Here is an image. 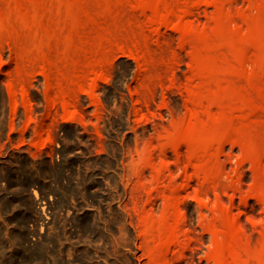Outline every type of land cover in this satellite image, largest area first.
Segmentation results:
<instances>
[{
    "label": "rangeland",
    "instance_id": "rangeland-1",
    "mask_svg": "<svg viewBox=\"0 0 264 264\" xmlns=\"http://www.w3.org/2000/svg\"><path fill=\"white\" fill-rule=\"evenodd\" d=\"M17 1H4V4L12 2V5L10 4L12 7L9 4H7L9 6L2 4V0L0 2V7L2 6L0 11L2 9V14L6 18L0 13L2 15L0 17V26L2 27V30L0 27V36L3 33L8 36L7 38L4 34L0 38V45L2 43L0 46V264H264V189H262L264 188V165L262 164L264 163V145H262L264 144V139L260 136L264 132V126L261 127L262 130L259 128L256 130L255 127L250 128L253 123L250 120L256 119V122H258L259 117V123H263L264 121V106H262L264 105V97L263 99L261 97L264 94V57H262L264 55L261 54L260 57L258 51L263 45L261 40L264 39V26L262 25L263 20H261V18L264 19V7H262L264 6L262 4L264 1L254 4L253 0H231L232 3L228 2L230 0H224L226 2L223 4L225 8L226 6L227 8H231L233 5L234 9L241 6V10L244 9L246 12L252 11L251 13H246L244 10L242 12L240 9H237L239 13L241 11L240 15H244L245 13L246 15L244 16H249L251 14L249 17H252L254 21L256 17H261L256 22L251 19L253 22H251V28L253 30L249 26H246L244 30L238 31L237 29H232V27L227 28L226 23V27L219 23L221 20L218 18L224 19V16L221 17L217 13L219 17L213 18L215 14L214 9L218 4L217 2L213 3L212 0H204L208 1L206 4L203 0V2L199 0L202 4L198 0L194 2L197 5L199 3V6H194L191 0H187L186 4V0H181L183 4L178 0L175 3V0H157L158 3L156 0H149L148 2H151V4L148 3L149 6L153 9L155 8L156 11H153L148 6L147 0H136L135 4L131 3L132 0L131 2L125 0L128 6L122 0L121 2L120 0H116L115 2L114 0H109V3L105 4V6L107 7L112 4L110 8L112 11L115 9L114 11L116 12L113 11V13L117 21L121 20L122 17H127V15L130 18L127 25L132 30V36H135L134 33H137V37L135 36L133 39L131 37V40L137 44H133L134 42L130 41L129 38L128 40L115 39L118 42L112 40L111 47L109 46L108 50H106L111 57L108 56V65L106 63L103 68L102 66L100 67V74L98 71L100 70L99 67H97L99 69L96 68L97 70L94 68H89V70L87 68V70H82L83 74L87 73L85 74L86 76L81 71L78 72V70L77 73L80 74L76 73L75 78L73 76H63L64 79L59 74L61 72L62 74L64 73L63 68L65 67L57 52L60 47L59 45L57 47L58 43L54 42L55 39L51 34L50 28H48L47 21L42 19V17L40 21H37L33 17L27 0L26 2L25 0H20L25 2L24 4ZM139 1L144 6H141ZM14 2H16L15 4H19V6H16L22 11H19L18 7L17 9L15 8ZM117 2L121 3V5L118 4V7L121 6L122 8L119 7L121 10L117 7ZM189 3L194 6V8L191 6L194 11L191 9L193 14L191 13L192 15L190 14L189 16L192 17L188 16V19L192 22L190 24L191 27H186V25L184 26V18L174 16L175 18L178 17L176 21L174 17L170 16L172 14H169L168 11L174 8V13L178 14L180 9L185 8L186 5L190 7ZM212 3L214 6H212ZM227 3L230 5L228 4V6ZM27 4L28 6L23 8ZM145 4H147L149 10ZM253 4L255 6L257 4L256 7L262 11L256 9ZM20 5L23 7L21 6V8ZM131 5H135V7H131ZM163 5L167 14L163 10ZM44 7V11H46L47 7ZM129 7L130 9H128ZM136 7L138 8L135 9ZM142 7L145 9L143 10ZM4 8H7L9 11L11 10L10 13L13 15L8 16L9 11L7 12V9L5 10ZM124 8L125 10H123ZM126 9L127 11H132V9L134 11H128L129 14L131 13L129 15ZM160 9L164 13L160 12ZM119 10L123 14L125 12L127 14L119 16L121 18L116 17L119 14L123 15ZM139 10L141 11L140 13ZM215 10L217 11V8ZM231 10L233 11L232 8ZM3 11H6L8 15L6 12L3 13ZM20 12H25L27 16H30L27 17L28 24L24 16L26 14L22 13V16ZM259 12H262L261 14L263 15L258 14ZM155 13H160V15L165 14L169 18L165 20L162 16L164 18L162 19L160 15L157 16ZM151 14L154 15V19H152ZM254 14H257L256 17ZM19 16L23 17V20ZM31 16L35 22L33 20L31 22ZM210 18H213V21H211L212 25ZM144 20H147V23H144ZM215 20L217 24H214ZM7 21L9 23L7 25L8 28L12 25L13 28L19 27L20 31L10 28L12 32L10 30L9 32L14 34V37L16 36L15 31L18 34L17 36H22L20 39L18 37L20 46L23 45L22 40L25 44L26 42L29 43L32 50L35 51H37V47L40 48L39 44L41 45L40 50L43 53L38 55L36 52L38 56H35L36 53L31 51L32 55H30L34 59L29 55V59L27 58L26 62L24 61L25 63L22 68L26 67L27 69L20 68L23 73L20 72L19 63H16L18 61L16 55H18L24 45L20 47L17 44L19 43L17 36L13 38L11 37L12 34L7 32L8 28L4 26ZM156 21H161V23H155ZM168 21H173V24H169ZM239 21L237 20L234 23L236 25L241 24V20ZM205 22L210 25L212 31L208 29L209 31H206L204 34L199 33L198 37L196 26H205L207 25L204 24ZM45 23L46 25H44ZM195 23L198 24L196 25ZM25 24L30 25V27L25 26ZM146 24L151 25V30L149 29L150 25L148 27ZM157 24L159 25L158 27H156ZM20 25L24 29L28 27V30L26 29L25 31L23 29L22 31L23 34L25 33L24 36L27 41L21 35L22 28ZM129 25L133 27L131 28ZM31 26L36 27L34 32L37 31V34L33 32L34 36L32 35L33 29ZM143 26H145V29ZM193 26L196 27L195 31L192 28ZM37 27H40L41 31L40 29L38 31ZM42 27L45 29L43 30ZM133 28L136 32H133L135 31ZM146 29H148L147 32ZM246 29L247 31L249 30L248 33ZM220 30H223L222 33H225L224 36ZM42 33L44 34L41 35ZM246 34H248V37L250 36V40ZM139 35H142V38L144 36V39L139 37ZM226 35L227 37H231L228 38L229 41L225 38ZM241 35H244L246 43L249 41L248 45L251 49L246 44L242 46ZM254 35L257 38L259 37L258 40ZM45 36L46 41L49 40L48 42L43 41L45 40ZM3 37H6V39ZM50 37L51 40L49 39ZM10 38H13L15 41ZM136 38H138V41ZM213 39H216V42ZM221 39L226 46L229 43L233 46H227L229 48L227 49L223 43V45L221 44L222 47L220 45ZM224 39L229 43L225 42ZM6 40H9L8 43H4L7 42ZM12 40L16 43L15 46ZM191 40L195 45L199 43L200 45L198 44L199 46L197 47L203 52L205 50L204 53L207 50L210 52L211 49L214 52L206 53L203 56L204 53ZM11 41L12 46H9L11 45L9 44ZM125 41H128V43H125ZM253 41H255L254 44ZM44 42L49 43V48H47V44H43ZM215 43L221 51L215 48ZM35 44L36 46L38 44V46L34 49L32 46L35 47ZM114 44L117 45H115L116 47L120 45L122 50H117ZM235 44L242 46L240 47L242 48V54L238 52L241 49ZM13 46L16 48L14 49ZM54 46L57 50L56 48L54 49ZM235 46L238 48V51L235 50ZM11 47L16 51H12ZM243 47H247L248 50L246 51ZM147 48H149V51ZM225 48L228 50L229 56L225 53L227 51ZM141 49L145 51V55ZM120 50L122 53H120ZM125 50L129 51L125 52ZM136 50H138V53ZM53 51H56L57 56ZM135 52L137 56L134 55ZM152 52L154 53L152 54ZM233 52L235 55L232 54ZM158 53L160 54L158 55ZM197 53H199L201 58ZM213 53L216 60L220 63L216 62ZM217 53H222L223 56L219 54L218 57ZM47 54L49 55L48 57ZM139 54L141 56L144 55L143 58ZM161 54L162 56L159 57ZM256 55L258 56L256 57ZM231 56L234 58H231ZM239 56L240 60L241 57L243 58L238 62ZM14 57L16 62L13 60ZM38 57H44L43 60L49 58L46 59V63L52 60L50 62L52 66L47 65L45 61L39 58L41 62L43 61L42 64H45L44 66L40 65L41 68H39L37 63L41 64V62H38ZM204 57L207 61H204ZM208 58H211V63ZM261 58H263L262 63ZM55 59L57 61L56 64ZM153 59L155 60L152 61ZM250 59L251 63L249 62ZM223 60L225 63H223ZM27 62H31L30 65ZM239 63L242 65L241 68L243 67L244 69L239 68ZM54 64L55 66L60 64L59 68L55 67L56 72L54 71ZM150 66H153L152 71ZM43 67L45 70H43ZM14 68L18 76L14 75ZM33 68L34 70L32 71L31 69ZM56 68L59 69V72ZM16 69L20 71L18 72ZM103 69L106 72L105 74L102 71ZM221 69H223V72ZM26 70L33 73H29ZM218 70L221 71L219 72ZM257 70L259 75H263H260L263 81L260 80L261 78ZM89 71L91 74L94 71L98 72V77L94 73L96 75L95 78L97 77L98 80H101L97 81V78L95 79ZM50 72L53 74L50 75ZM101 74H103V77ZM223 74L228 75L224 76ZM147 75L148 77H146ZM19 76L22 77L24 84L21 83V78H17ZM26 77L27 79H25ZM76 77L83 79L82 81L81 79L77 80ZM253 77L260 82L263 88L259 86L258 89V82ZM15 78L16 80H13ZM239 79L245 82L242 80L240 82ZM63 80L68 83V87L72 84L73 86L68 88ZM224 80L227 83V88ZM56 81L57 83L60 82V85ZM78 81L80 82L78 83ZM94 81L97 84H93ZM208 81L209 83L211 82L210 85ZM255 81L257 82L256 84H254ZM70 82L73 83L71 84ZM81 83L86 88L89 85L87 91L85 87L84 89L81 86ZM199 84H204V86L198 88ZM217 84L218 88L216 87ZM91 85L94 88L92 87L91 89ZM228 85L230 90L228 89ZM238 85L240 88L242 86L243 89H238ZM246 87L251 93L247 91ZM54 88H58L56 89L57 95L59 94L57 98L54 97L56 95H52L54 94L53 91H55ZM196 88L200 89V91ZM201 88L205 90L202 89L201 91ZM59 89L64 92H61ZM72 89L75 95H73ZM68 91L72 95L68 94ZM242 91L245 94L243 93L242 95ZM237 92L241 93L240 96ZM259 92L260 97L256 98V100L255 96L259 95ZM208 93L211 95L210 98L208 97ZM213 94H216L218 99L221 97V102H223L221 99L225 100L224 102L228 106L225 103H220L219 100L215 99L216 97ZM72 96L75 97L72 98ZM245 97H249V104ZM199 103L207 107L204 109V105L201 104L203 107L201 108L199 107L201 106ZM255 103L259 108L261 105L262 109H260L263 111L262 113L260 112L261 110L258 111L257 106L254 108ZM211 105H214V107H211ZM221 108L228 109L221 110ZM240 109L241 111L243 110V113ZM196 110L200 111L201 115ZM229 112L230 114L232 112V116L228 120L227 116H229ZM248 113H251V115ZM254 114H257L258 117L257 115L254 116ZM198 115L203 116L200 117ZM195 117H197L196 120L199 127L195 123ZM223 120L226 122L225 124H222ZM231 120L232 123L230 122ZM244 122L248 125L245 124V126ZM185 123L190 125V129L189 126L187 128L189 131H187V124ZM216 123H218V128ZM240 123L241 125H239ZM179 124L182 125L179 127ZM193 126L198 128V130L193 129ZM213 126L216 127V130L218 129V132ZM221 127L225 128L224 130L227 132H224ZM230 127L231 129L229 130ZM247 127L250 130H247ZM206 128H209L211 132H209V129L207 131ZM236 129L239 130L236 131ZM252 129L255 130H253L254 134L257 132L256 137H252ZM240 130H242V133ZM231 131L233 132L231 133ZM249 131L251 132L249 133ZM202 132L205 135L202 136ZM221 133H224L226 136ZM262 134L264 137V133ZM220 135L223 137V141L220 140ZM239 136L241 140L243 138L242 142ZM212 137H214V141ZM258 138L262 139L263 142L259 141ZM218 140L223 143L221 144ZM207 142L210 143L208 144ZM259 142L262 143V146ZM204 143L210 146H208L209 150H207ZM202 145L205 146L207 151ZM250 145L252 146L251 148L248 147ZM200 146L204 149V152H202ZM216 147L219 151H217ZM254 147L259 150V153L257 149L254 152ZM250 149L253 150V156ZM248 151L250 152L249 154ZM256 152L260 156L259 158L256 156ZM214 156L215 158H213ZM261 159H263L262 162ZM257 160L260 161L256 162ZM208 163H211V165H207ZM223 182L226 186L228 184L231 187L227 186L226 188ZM223 185L227 190L224 189L226 192L224 190H222L223 192L220 191L223 189ZM232 186L234 187L233 189ZM223 206L226 207L223 209Z\"/></svg>",
    "mask_w": 264,
    "mask_h": 264
},
{
    "label": "bare ground",
    "instance_id": "bare-ground-1",
    "mask_svg": "<svg viewBox=\"0 0 264 264\" xmlns=\"http://www.w3.org/2000/svg\"><path fill=\"white\" fill-rule=\"evenodd\" d=\"M4 1L5 0H2V4H4ZM8 1H10V0H8ZM11 1H13V0H11ZM15 1V0H14ZM24 1V0H23ZM23 1H20V0H18L17 2L19 3V2H23ZM28 1V4H29V7H30V9H31V11H32V15H33V17H35L36 19H37V21H40V19H41V17H42V19H45V21H47L46 23L48 24V28H50V31H51V34H52V36H53V38L55 39V43H58L57 44V47H58V45H59V47H60V49H58L57 50V48L54 46V49L56 48V50H57V52H58V55H60V57H61V60L63 61L62 63L65 65V67L63 68L64 70V73L63 74H65V75H63L62 74V72L61 73H59L61 76H62V78H63V76H76L78 73H77V71L78 72H80L81 71V73H82V70H87V68L89 69H96L97 67H101L102 66V68H103V66L104 65H106V63L108 62V51H106V50H108V47L110 46V44H111V42H112V40H115V39H117L118 40V38H121V39H123V40H128V38H129V40L130 41H133V40H131V37H132V39H133V37H135L136 36V34L137 33H134L135 34V36L133 35L132 36V30L128 27V22L130 21V18H128V15H127V17L125 16V18H121V17H119V16H124L125 14H127L126 12H125V14H123L122 13V11H120L122 8H121V6H119L118 7V4L119 5H121V0H120V2H117L116 4H117V7L120 9L119 11L121 12V14H123V15H117L116 17H119V18H121V20H116L115 18H114V13H113V11L115 10L114 9V7H112L114 10L112 11V9L110 8V6L112 5V4H110V6H105V4H107V3H109L108 1L109 0H27ZM116 0H114V2H115ZM119 1V0H118ZM127 1V0H126ZM130 2H131V0H129ZM135 1L136 0H132V2L131 3H134L135 4ZM143 1V0H142ZM149 0H147V4L149 3L148 2ZM151 1V0H150ZM166 1V0H165ZM177 0H175L174 1V3L176 2ZM178 1H181V0H178ZM183 1V0H182ZM181 1V4H183V2ZM185 1V0H184ZM190 1V0H189ZM197 0H194L193 2H192V0H191V3H193L194 4V6L195 5H197L196 3H194V2H196ZM199 1V0H198ZM202 1V0H201ZM204 1V0H203ZM202 1V2H203ZM210 1V0H209ZM213 1V3L215 2H217V11L214 9V11H215V14H214V16H213V18H218L219 16L218 15H220L221 17H223L224 16V19L223 18H218V19H220L221 20V22H219V23H221V24H223L224 26H225V23L227 24V28L228 27H232V29H237L238 31H241L242 29L244 30L245 28H246V26H249L250 28L252 27V21H251V19L254 21V19L252 18V17H249V16H244V15H246L245 13H244V15H240V13H241V11L243 12V10H241L240 9V7L241 6H239L238 7V5H236L238 8L237 9H240L241 11H240V13H239V11L237 10V9H234L235 7L232 5L231 6V8L233 9V11L231 10V8L230 7H228L227 8V6H226V8L224 7V3H226V2H224V0H212ZM226 1V0H225ZM233 1H237V0H233ZM243 1V0H242ZM245 1V0H244ZM247 1V0H246ZM259 1H264V0H253L252 2L255 4L256 2L258 3ZM0 2H1V0H0ZM25 2H26V0H25ZM25 2H23L22 4H24ZM103 3V5H101L102 3ZM113 2V3H114ZM122 2H125V0L123 1L122 0ZM156 2H157V0H156ZM163 2V1H162ZM173 2V1H172ZM186 2H187V0L185 1V4H186ZM200 2V1H199ZM208 1H204V3L206 4ZM228 2H230V3H232L231 2V0L230 1H228ZM251 2V3H252ZM7 3V2H6ZM16 2H14V5L16 6V5H18L19 6V4H15ZM126 3V2H125ZM138 3V2H137ZM139 3H140V5L142 6H144V4H142V2L141 1H139ZM158 3V2H157ZM169 3V2H168ZM171 3V2H170ZM180 3V2H179ZM198 3V2H197ZM201 3V2H200ZM212 3V4H213ZM233 3H235V2H233ZM249 3H250V1H249ZM1 4V3H0ZM7 4H11L12 5V2H10V3H7ZM7 4H4L5 6L7 5ZM21 4V3H20ZM28 4L25 6V7H23L22 5H20V7L22 6L23 8H26L27 6H28ZM115 4V5H116ZM128 3H126V5H127ZM147 4H145V6H146V8H147ZM149 4H151V2L149 3ZM149 4H148V6H149ZM155 4V3H154ZM163 4V3H162ZM173 4V3H172ZM177 4H178V2H177ZM184 4V5H185ZM202 4V3H201ZM211 4V5H212ZM229 3H227V5H228ZM253 4V6H255ZM262 4H264V3H262ZM3 5V6H4ZM9 5H7V6H9ZM10 5V6H11ZM13 5V7H15ZM101 5V6H100ZM109 5V4H108ZM125 5V6H126ZM137 5V4H136ZM140 5H139V7H140ZM159 5V4H158ZM165 5V4H164ZM163 5V10L165 9V6ZM189 5H190V3H189ZM226 5V4H225ZM230 5V4H229ZM228 5V6H229ZM259 5V4H258ZM18 6H16L15 8L17 9V7ZM44 6H46L47 7V9H46V11H44L45 9V7ZM128 6V5H127ZM134 7H135V5H133ZM132 5H131V7H133ZM138 6V5H137ZM160 6V5H159ZM162 6V5H161ZM170 6V5H169ZM181 6V5H180ZM191 6L194 8V6L191 4L190 5V7H188L187 5H186V7L184 8L183 6V8L182 9H180V12L179 11H177V12H179L178 14H175L174 13V11L175 10H173L174 8L173 7H175L174 5H173V9H169V11H168V13L169 14H172V15H170L171 17H176V16H180V18L182 17V18H184V22H185V24H184V26L186 25V27L188 26H190V24L192 23L191 22V20L190 19H188V16L194 11L192 8H191ZM197 6H199V3H198V5ZM212 6H214V4L212 5ZM256 6H257V4H256ZM255 6V7H256ZM260 6V5H259ZM2 7V6H1ZM0 7V8H1ZM12 7V6H11ZM21 7V8H22ZM116 7V6H115ZM122 7H123V5H122ZM150 7V6H149ZM155 7H157L158 8V6L157 5H155ZM179 7V6H178ZM252 7V6H251ZM261 7V6H260ZM262 7H264V6H262ZM8 8V7H7ZM6 8V9H7ZM138 7H136L135 9H137ZM143 8V7H142ZM150 8H152V7H150ZM161 8V7H160ZM166 8H167V6H166ZM247 8V7H246ZM5 9V8H4ZM5 9V10H6ZM18 9H19V11L21 10L19 7H18ZM128 9H130V7L128 8ZM134 9V8H133ZM132 9V11H134ZM140 9H141V7H140ZM145 8H143V10H144ZM148 9V8H147ZM153 9V8H152ZM162 9V8H161ZM160 9V10H161ZM168 9V8H167ZM176 9H177V7H176ZM191 9L193 10V11H191ZM252 9V8H251ZM256 9H260V8H257L256 7ZM12 10H13V8H12ZM24 11H25V9H23ZM29 10V9H28ZM27 10V11H28ZM117 10V9H116ZM123 10H125V8L123 9ZM149 10V9H148ZM155 10V8L153 9V11ZM177 10H179V9H177ZM250 10V9H249ZM253 10V9H252ZM261 10V9H260ZM9 10L7 9V12H8ZM14 11V10H13ZM22 11V10H21ZM26 11V12H27ZM126 11H127V9H126ZM129 12H132L131 10H128ZM127 11V12H128ZM136 11V10H135ZM156 11V10H155ZM166 10H164V12H165ZM170 11H171V13H170ZM245 11V10H244ZM258 11V10H257ZM262 11V10H261ZM6 11H3V13H5ZM6 12V13H7ZM11 12V10L9 11V15H8V13H7V15L8 16H11V15H13L12 13H10ZM29 12V11H28ZM114 12H116V11H114ZM129 12H128V14H129ZM137 12V11H136ZM141 11L139 10V13H140ZM158 12V11H157ZM160 12H163L162 10L160 11ZM163 12V13H164ZM246 12V11H245ZM248 12V11H247ZM246 12V13H247ZM250 12V11H249ZM248 12V13H249ZM252 12V11H251ZM250 12V13H251ZM0 13L2 14V9H1V11H0ZM22 13H24V14H26L25 12H22ZM22 13L20 12V14L22 15ZM135 13V12H134ZM138 13V14H139ZM153 13V12H152ZM166 14H167V11L165 12ZM217 13H218V15H217ZM221 13H223V14H221ZM262 12H259L258 14H260V15H263L264 14V12H263V14H261ZM0 14V17L3 15H1ZM29 14V13H28ZM136 14V13H135ZM143 14V13H142ZM154 14V13H153ZM157 16L158 15H160V13H155ZM180 14V15H179ZM193 14V13H192ZM191 14V15H192ZM129 15H131V13L129 14ZM137 15V14H136ZM141 15V14H140ZM149 15V14H148ZM152 15V14H151ZM150 15V16H151ZM255 15V17H256V15L257 14H254ZM8 16H6V17H8ZM14 16H16V15H14ZM18 16V15H17ZM23 16V15H22ZM25 16V18L27 19V24L29 23V21H28V18L27 17H30L29 15L27 16V14L26 15H24ZM135 16V15H134ZM144 16V15H143ZM161 16V18L162 19H164L165 18V20H166V18L168 19L169 18V16H166L165 14H163V15H160ZM164 18H163V17ZM211 16V15H210ZM209 16V17H210ZM216 16H218V17H216ZM3 17H4V15H3ZM20 17V16H19ZM32 17V16H31ZM33 17H32V19H31V22H32V20H33ZM139 17V16H138ZM152 19H154V15H152ZM174 17V18H175ZM189 17H192V16H189ZM212 17V16H211ZM260 17V16H259ZM258 17V18H259ZM5 18V17H4ZM15 18V17H14ZM21 18V17H20ZM23 18V17H22ZM21 18V19H22ZM132 18H134V17H132ZM137 18V17H136ZM155 18L157 19V17L155 16ZM159 18V17H158ZM212 18V19H213ZM257 17H256V19H255V21L254 22H256V20L258 21L259 19H258ZM261 18V17H260ZM6 19V18H5ZM4 19V20H5ZM8 19V18H7ZM12 19V18H11ZM17 19V18H16ZM141 19V18H140ZM145 19V18H144ZM155 19V20H156ZM171 19V18H170ZM176 19V21H177V19H178V17L177 18H175ZM174 19V20H175ZM211 18H210V22L211 21H213ZM222 19H223V21H222ZM1 20V19H0ZM3 20V21H4ZM14 20V19H13ZM23 20V19H22ZM138 20V19H137ZM158 20V19H157ZM173 20V19H172ZM181 20V19H180ZM193 20V19H192ZM217 20V19H216ZM216 20H215V23L214 24H217L216 23ZM236 20V21H235ZM237 20L239 21V20H241V24H237L236 25V23H234V22H237ZM261 20H263L262 21V25L264 26V19H262L261 18ZM6 21V20H5ZM34 21V20H33ZM134 21H136V20H134ZM133 21V22H134ZM138 21H141V20H138ZM147 21V20H146ZM145 20H144V23H147ZM149 21V20H148ZM152 21V20H151ZM154 21V20H153ZM175 21V22H176ZM182 21V20H181ZM180 21V23H182ZM209 21V20H208ZM2 22V21H1ZM11 22H12V20H11ZM35 22V21H34ZM160 23H161V21H159ZM159 22L158 21H156L155 23H158L159 24ZM174 22V24H176ZM240 22V21H239ZM238 22V23H239ZM252 22V23H251ZM7 23H8V21H7ZM4 24V26H7V25H9V23L8 24ZM12 23H14V22H12ZM17 23V22H16ZM19 23V22H18ZM23 23V22H22ZM37 23V22H36ZM41 23H42V21H41ZM46 23L44 24V25H46ZM142 23V22H141ZM150 23V22H149ZM163 23H164V21H163ZM168 23L170 24H173V21H168ZM21 24V23H20ZM24 24V23H23ZM27 24H25V26H29L30 27V25H31V23H30V25H27ZM33 24V23H32ZM40 24V23H39ZM132 24V23H131ZM152 24V23H151ZM157 24V26L156 27H158L159 25ZM165 24L167 25V23L165 22ZM164 24V25H165ZM168 24V25H169ZM194 24V23H193ZM196 25L198 24V23H195ZM203 24V23H202ZM204 24H207L206 22L204 23ZM210 24V23H209ZM1 25V24H0ZM36 25V24H35ZM37 25H38V23H37ZM133 25V24H132ZM139 25V24H138ZM141 25H143V24H141ZM145 25V24H144ZM147 25V24H146ZM149 25L150 24H148L147 26L149 27ZM154 25V24H153ZM178 25V24H177ZM181 25V24H180ZM200 25V24H199ZM211 25H212V22H211ZM220 25V24H219ZM253 25H255V24H253ZM258 25V24H257ZM3 26V27H4ZM16 26H17V24H16ZM19 26V25H18ZM33 26V25H32ZM31 26V27H32ZM126 26V27H125ZM131 28L133 27V26H131V25H129ZM146 26V28H148ZM179 26V25H178ZM177 26V27H178ZM182 26H183V24H182ZM181 26V27H182ZM221 26V25H220ZM261 26V25H260ZM1 27V26H0ZM20 27L22 28L21 29V35H23L24 36V34L22 33V31H23V29H24V27H22V25H20ZM123 27H125L123 30H122V28ZM145 26H143V28H144ZM191 27V26H190ZM197 27V31H196V33L198 34L197 36L199 37V33L200 34H204V33H206V31H209L208 29H210L211 31H212V29H211V27H210V25H202V26H196ZM196 27H192V28H194L193 30L195 31V28ZM213 27H214V25H213ZM222 27V26H221ZM220 27V28H221ZM226 27V26H225ZM248 27V29H250ZM7 28H8V26H7ZM11 29L13 28V25L10 27ZM10 28H8L7 29V32H9V30L12 32V30L15 28H13L12 30L10 29ZM28 28V27H27ZM26 28V29H27ZM36 27H32V29H33V31H32V33L35 31L34 29H35ZM43 28V30L45 29L44 27H42ZM137 28V27H136ZM139 28V27H138ZM154 28H155V25H154ZM167 28V27H166ZM169 28V27H168ZM184 28V27H183ZM206 28V29H205ZM259 28V27H258ZM16 30H19V27L18 28H15ZM26 29H24L25 31H26ZM39 29H40V27H37V30L39 31ZM134 29V28H133ZM145 29V28H144ZM149 29L151 30V25H150V27H149ZM255 29V28H254ZM261 29H263L262 27H261ZM1 30H2V27H1ZM3 30H4V28H3ZM28 30V29H27ZM49 30V29H48ZM47 30V31H48ZM135 30V29H134ZM138 30V29H137ZM141 30H143V29H141ZM141 30H139L140 32H142ZM173 30V29H172ZM175 30H176V28H175ZM181 30V29H180ZM216 30V29H215ZM223 30H225V29H223ZM222 30V31H223ZM251 30H253L252 28H251ZM258 30V29H257ZM15 31V30H14ZM20 31V30H19ZM18 31V32H19ZM30 32H31V30H29ZM40 31H41V29H40ZM49 31V32H50ZM148 31V29H146V32ZM155 31H156V28H155ZM157 31H158V29H157ZM177 31V30H176ZM179 31V30H178ZM186 35H187V28H186ZM193 31V33H195ZM221 31V30H220ZM222 31H221V33H222ZM246 31H247V29H246ZM249 31V30H248ZM248 31H247V33H248ZM5 32V31H4ZM11 32H9V33H11ZM28 32V31H27ZM30 32H29V34H30ZM44 32V31H43ZM133 32H136V30L135 31H133ZM143 32H144V30H143ZM141 33L142 35H144V33ZM150 32V31H149ZM154 32V31H153ZM188 32H189V30H188ZM218 32V31H217ZM258 33H259V31H257ZM260 32H261V30H260ZM263 32H264V30H263ZM34 33H36L37 34V31L36 32H34ZM34 33L32 34L33 36H34ZM154 33H156V32H154ZM180 33V32H179ZM195 33V34H196ZM208 33V32H207ZM253 33V32H252ZM2 34V33H1ZM4 34L5 33H3L2 34V36H4ZM12 34V33H11ZM15 34H16V36L18 35L17 33H16V31H15ZM44 33H42L41 35H43ZM46 34V33H45ZM147 34H149V33H147ZM210 34H211V32H210ZM223 34V36L225 35V33L223 32L222 33ZM229 34H231V33H229ZM237 34V33H236ZM239 34V33H238ZM242 34H243V32H242ZM257 34V33H256ZM255 34V35H256ZM260 34V33H259ZM13 35V36H12ZM11 35V37H13V38H15L14 37V34H12ZM19 35H20V33H19ZM28 34L26 33V36H27ZM31 35V36H32ZM40 35V34H39ZM38 35V36H39ZM47 35V34H46ZM141 35V36H142ZM150 35V34H149ZM247 35V37H248V34H246ZM254 35V36H255ZM2 36H0V38L2 37ZM5 36H6V34H5ZM124 36V37H123ZM140 35H139V37H141ZM148 36V35H147ZM184 36V35H183ZM205 36H206V34H205ZM235 36V35H234ZM242 36V35H241ZM260 36V35H259ZM7 38H8V36H6ZM6 37H3V38H5L6 39ZM18 37L19 36H17V39H18ZM25 37V36H24ZM28 37V36H27ZM36 38H37V36H35ZM137 37V36H136ZM188 37V36H187ZM190 37V36H189ZM194 37H196L195 35H194ZM203 37V36H202ZM209 37H210V35H209ZM212 37V36H211ZM219 37H220V35H219ZM219 37H217L218 39H219ZM250 37V36H249ZM249 37H248V39H249ZM256 37V36H255ZM263 37V36H262ZM13 38H10V39H13ZM20 38H22V36L21 37H19V39ZM30 38V37H29ZM29 38H27V39H29ZM48 38V37H47ZM142 38V37H141ZM191 38V37H190ZM205 39H206V37H204ZM212 38H214V37H212ZM225 38H231L230 36L229 37H227V35L225 36ZM253 38V37H252ZM259 38V37H258ZM258 38L256 37V39L258 40ZM264 38V37H263ZM16 39V40H17ZM19 39L17 40V41H19ZM25 41H27L26 40V37L25 38H23ZM34 39V38H33ZM32 39V40H33ZM43 39V38H42ZM50 40H51V37L49 38ZM120 39V40H121ZM135 39V38H134ZM137 39V41H138V38H136ZM142 39H144V36H143V38ZM146 39H147V37H146ZM233 39V38H232ZM238 39L239 40H241L240 39V37H238ZM247 39V40H248ZM14 40V39H13ZM12 40V41H13ZM30 41H31V38L29 39ZM40 40V39H39ZM117 40H115V41H117ZM122 40V41H123ZM148 40V39H147ZM187 40H188V38H187ZM216 40V39H215ZM214 39H213V41H215ZM237 40V39H236ZM238 40V41H239ZM250 40V39H249ZM7 42H4V41H1V42H4V43H8V41L9 40H6ZM12 41H11V43H9V44H11V45H9V46H12ZM15 41V40H14ZM13 41V42H14ZM34 41V40H33ZM43 41H45V42H48V41H46V36H45V40H43ZM144 41V40H143ZM203 41V40H202ZM210 41V40H209ZM221 43H220V45L222 44L223 45V40L221 39ZM224 41L226 42L227 40H225L224 39ZM228 41H229V39H228ZM227 41V42H228ZM234 41V40H233ZM242 41H243V45L242 44H240V43H238L239 45H242V46H244V44H246L248 47H250L248 44H249V41H248V43H246V40H245V37H244V35L242 36ZM260 41V40H259ZM262 42H263V45H262V47H261V49L259 50L258 49V51H259V56L261 57V54L262 55H264V39L263 40H261ZM43 43V44H47V43ZM114 42V41H113ZM118 42V41H117ZM134 42V43H133ZM132 43L133 44H135L136 42L135 41H133ZM142 42V41H141ZM147 42V41H146ZM191 42H193L192 40H191ZM195 42H197V41H195ZM216 42V41H215ZM217 42H218V40H217ZM15 43V42H14ZM34 43H36V42H34ZM41 43V42H40ZM115 43V42H114ZM120 43V42H119ZM119 43H117V44H119ZM125 43H128V41L126 42L125 41ZM140 43V42H139ZM145 43V42H144ZM149 43V42H148ZM194 43V42H193ZM210 44H211V41L209 42ZM229 43V42H228ZM255 43V41H253V44ZM17 44H19V46L21 45L20 44V41H19V43H17ZM22 44L24 45H22L23 46V48H22V50H20L19 51V53H18V55H16L17 57V59H18V61L16 62L15 61V57H14V61L16 62V63H19V69L20 68H22L23 67V64L26 62L25 60L29 57V55L31 54V51L33 52H37L38 53V55H40L41 53H43L42 52V50H40V48H41V45L39 44V46H40V48L39 47H37L38 46V44H37V46H36V44H35V47L34 46H32L34 49L37 47L38 49H36L37 51H35V50H32V48L30 47V45H29V43H27L26 42V44L24 43V41L22 40ZM28 44V45H27ZM42 44V45H43ZM49 44V43H48ZM48 44H47V46H48ZM113 44V43H112ZM137 44V43H136ZM135 44V45H136ZM199 44V43H198ZM195 45V43H194V45L197 47V46H199V45ZM218 44V43H217ZM234 44V43H233ZM258 44V43H257ZM1 45H2V43H1ZM0 45V46H1ZM16 45V43L14 44V46ZM34 45V44H33ZM51 45H52V43H51ZM55 45V44H54ZM116 44H114V46H115ZM143 46H144V44H142ZM215 45H216V43H215ZM214 45V46H215ZM221 45V46H222ZM224 45L226 46V44L224 43ZM236 45V44H235ZM239 45H236V46H238V48H240V47H242V46H239ZM13 46V47H14ZM22 46H20V47H22ZM46 46V47H47ZM117 46V45H116ZM115 46V47H116ZM120 46V45H119ZM118 46V47H119ZM130 46H131V42H130ZM142 46V47H143ZM192 46H193V44H192ZM194 46V47H195ZM227 46L229 47V46H233V45H231L230 43L229 44H227ZM226 46V47H227ZM235 46V47H236ZM258 46H259V44H258ZM13 47H11V50L12 51H16V50H14L16 47H14V49H13ZM111 47V46H110ZM118 47H116L117 48V50L118 49H121L122 50V48H121V46L118 48ZM135 47V46H134ZM149 47V46H148ZM223 47V46H222ZM227 47V49H229ZM19 48V47H18ZM47 48H49V46L47 47ZM51 48H53V47H51ZM50 48V49H51ZM136 48V47H135ZM135 48H133L134 50H135ZM138 48V47H137ZM144 48V47H143ZM150 48V47H149ZM149 48H147V50L149 49ZM198 48V47H197ZM208 48V47H207ZM217 50L219 49V47L216 45V47H215ZM237 47H236V49L235 50H237L238 49ZM243 48H245V47H243ZM45 50H47L46 48H44ZM53 49V50H54ZM113 49V48H112ZM125 49V48H124ZM123 49V50H124ZM193 49V48H192ZM199 49V48H198ZM211 49V48H210ZM214 49V48H213ZM221 49H223V48H221ZM226 49V48H225ZM226 49V50H227ZM241 50L240 51H238V52H240V54H242L241 53V51H242V48H240ZM246 49V51L248 50L247 49V47L245 48ZM250 49H251V47H250ZM249 49V50H250ZM256 49V48H255ZM49 50V49H48ZM47 50V51H48ZM52 50V49H51ZM116 50V51H117ZM120 50V51H121ZM141 50H143V49H141ZM195 49H193V51H194ZM202 53H204L205 52V50H204V52L201 50V49H199ZM233 50V49H232ZM254 50V49H253ZM257 50V49H256ZM40 51V52H39ZM44 51V50H43ZM47 51H44V52H47ZM50 51V50H49ZM109 51H111V50H109ZM113 51V50H112ZM115 51V50H114ZM129 51V50H128ZM127 50H125V52H128ZM138 50H136V52H137ZM144 51V50H143ZM149 51V50H148ZM152 51H154V50H152ZM210 51V50H209ZM219 51H221L220 49H219ZM252 51V50H251ZM53 52H55V55L57 56V54H56V51H53ZM131 53H132V51H130ZM129 52V53H130ZM136 52H135V56H137L136 55ZM165 52H166V50H165ZM168 52H170V51H168ZM195 52H196V50H195ZM211 52H214L212 49H211V51L210 52H208V50H207V52L206 53H211ZM228 52V50L225 52V53H227ZM235 52V51H234ZM234 52L232 53V54H234ZM237 52V53H238ZM15 53V52H14ZM37 53L35 54V56L37 55ZM48 53V52H47ZM109 53H111V52H109ZM120 53H122V51L120 52ZM138 53V52H137ZM143 53V52H142ZM154 52H152V54H153ZM161 53V52H160ZM160 53H158V55L160 54ZM171 53V52H170ZM193 53V52H192ZM191 53V54H192ZM206 53H204L203 54V56L206 54ZM249 53H250V51H249ZM254 53H256V52H254ZM49 54V53H48ZM47 54V57L49 56ZM50 54H52V53H50ZM144 55H145V51H144V53H143ZM167 54V53H166ZM174 54V53H173ZM198 55H199V53H197ZM215 54H216V51H215ZM215 54L213 53V55H214V58H215ZM218 54V53H217ZM219 54H222V53H219ZM219 54H218V57H219ZM239 54V55H240ZM32 55V54H31ZM31 55H30V57H31ZM33 55H34V53H33ZM37 55V56H38ZM44 55H45V53H44ZM140 56H141V54H139ZM143 55V56H144ZM195 55V54H194ZM194 55H193V57H194ZM210 55V54H209ZM212 55V54H211ZM227 55H228V53H227ZM235 55V54H234ZM113 56V55H112ZM143 56H141L142 58H143ZM149 56V55H148ZM154 56V55H153ZM162 56V54L159 56V57H161ZM165 56V55H164ZM197 56V55H196ZM207 56H208V54H207ZM206 56V57H207ZM222 56H223V54H222ZM225 56V55H224ZM229 56V55H228ZM258 55H256V57H257ZM45 57H46V55H45ZM109 57H111V56H109ZM147 57V56H146ZM156 57V56H155ZM170 57H172V55H170ZM174 57V56H173ZM192 57V58H193ZM199 57H200V55H199ZM212 57V56H211ZM253 57H254V55H253ZM262 57H264V56H262ZM31 58H33L34 59V57H31ZM31 58H30V60H31ZM40 57H38V59H39ZM44 58V57H43ZM43 58L41 57L40 59H42L43 60ZM56 58V57H55ZM152 58V57H151ZM150 58V59H151ZM201 58V57H200ZM221 58V57H220ZM229 59H230V57H228ZM231 58H234V57H232L231 56ZM235 58H237V57H235ZM242 58L243 57H241V60H242ZM16 59V60H17ZM29 59V58H28ZM32 59V60H33ZM39 59V61L38 62H41V60ZM46 59H49V58H46ZM46 59L45 60H43V61H45V63H46ZM50 59H52L51 57H50ZM57 59H58V57H57ZM147 59H149V58H147ZM199 59V58H198ZM209 59V61H210V63H211V58H208ZM225 59H226V56H225ZM252 59V58H251ZM251 59H250V63L252 62L251 61ZM261 59H262V61H261ZM260 59V61H261V63L263 62V58H261ZM114 60V59H113ZM155 59H153L152 61H154ZM200 60H202V59H200ZM206 59H205V57H204V61H205ZM215 60H216V58H215ZM222 60V59H221ZM240 60V56H239V60H238V62L239 61H241ZM25 61V62H24ZM42 61V62H43ZM52 60H50V62H51ZM111 61H112V59H111ZM147 61H149V60H147ZM151 61V60H150ZM151 61V62H152ZM193 61V60H192ZM198 61V60H197ZM207 61V60H206ZM236 61V60H235ZM254 61V60H253ZM15 62H14V64H15ZM42 62H41V64L39 63H37V65H38V67L39 68H41L40 67V65L42 66L43 64H42ZM50 62L49 63H46L47 65H50V66H52L51 64H50ZM56 59H55V64H56ZM59 62H60V59H59ZM203 62V61H202ZM216 62H218L217 60H216ZM231 62H232V59H231ZM234 62V61H233ZM27 63H29V62H27ZM31 63V62H30ZM30 63H29V65H30ZM33 63V62H32ZM34 63H36L35 61H34ZM33 63V64H34ZM62 63H60L61 65H62ZM111 64H112V62H110ZM149 63V62H148ZM155 63V62H154ZM206 63V62H205ZM209 63V62H208ZM209 63V64H210ZM218 63H220V62H218ZM218 63H217V65H218ZM223 63H225L224 62V60H223ZM222 63V64H223ZM33 64H32V66H33ZM55 64H54V71H55V67H58L59 65H57V66H55ZM153 64V63H152ZM158 64V63H157ZM193 64H194V62H193ZM221 64V65H222ZM227 64V63H226ZM235 64V63H234ZM259 64V63H258ZM257 64V65H258ZM18 65V64H17ZM35 65V64H34ZM45 65V64H44ZM43 65V66H44ZM107 65H108V63H107ZM150 65V64H149ZM196 65H197V62H196ZM205 65V64H204ZM211 65V64H210ZM225 65V64H224ZM228 65V64H227ZM238 65V64H237ZM239 65H240V63H239ZM238 65V66H239ZM260 65V64H259ZM28 66V65H27ZM36 66V65H35ZM156 66V65H155ZM202 66V65H201ZM208 66V65H207ZM206 66V67H207ZM223 66V65H222ZM230 66V65H229ZM241 66L242 65H240V67L239 68H241ZM249 66V65H248ZM15 67H17V66H15ZM31 67V66H30ZM46 67V66H45ZM49 67V66H48ZM149 67V66H148ZM151 67V71H152V68H153V66H150ZM194 67V66H193ZM203 67V66H202ZM211 67V66H210ZM215 67V66H214ZM219 67V66H218ZM217 67V68H218ZM221 67V66H220ZM262 67V66H261ZM260 67V68H261ZM26 67H24V68H22V69H25ZM32 68V67H31ZM35 68V67H34ZM34 68L33 69H31L32 71L34 70ZM37 68V67H36ZM44 68V67H43ZM59 68V67H58ZM58 68H56V69H58ZM78 68H80V69H78ZM99 68H97V69H99ZM106 68H107V66H106ZM208 68V67H207ZM213 68V67H212ZM216 68V67H215ZM224 68V67H223ZM243 68V67H242ZM241 68V69H242ZM250 68V67H249ZM27 69V68H26ZM51 69H53V68H51ZM89 69V70H90ZM96 69V70H97ZM155 69V68H154ZM203 69H204V67H203ZM210 69V68H209ZM208 69V70H209ZM244 69V68H243ZM255 69H256V67H255ZM21 70V69H20ZM20 70H17L16 69V71H20ZM28 70H29V68H28ZM43 70H45V68L43 69ZM49 70V69H48ZM196 70V69H195ZM200 70V69H199ZM211 70V69H210ZM222 70V72H223V69H221ZM220 70V71H221ZM231 70H232V68H231ZM240 70V69H239ZM252 70H253V68H252ZM261 70V69H260ZM27 71V70H26ZM32 71H30L31 73H33ZM62 71V70H61ZM99 71V74H100V71H101V68H100V70H98ZM102 71H104V69L102 70ZM197 71V70H196ZM212 71V70H211ZM210 71V72H211ZM219 71V70H218ZM219 71V72H220ZM233 71V70H232ZM232 71H230L231 73H232ZM234 71H235V69H234ZM236 71H237V68H236ZM243 71H246V70H243ZM256 71V70H255ZM262 71V70H261ZM20 72H22V70L20 71ZM27 72H29V71H27ZM29 72V73H30ZM52 72H53V70H52ZM56 72V71H55ZM58 72H59V69H58ZM84 72H86V71H84ZM90 72V71H89ZM88 72V73H89ZM148 72H150L149 70H148ZM227 72H229V71H227ZM248 72V71H247ZM257 72H258V70H257ZM256 72V73H257ZM14 73H15V68H14ZM13 73V74H14ZM23 73V72H22ZM21 73V74H22ZM28 73V74H29ZM77 73V74H76ZM94 73L97 75V77H98V72L96 73L95 71H94ZM94 73L93 74H91V72H90V74L91 75H93L94 76V78H95V76L96 75H94ZM106 72L104 71V74H105ZM154 73V72H153ZM199 73V72H198ZM212 73H213V71H212ZM215 73H216V71H215ZM240 73V72H239ZM245 73V72H244ZM249 73V72H248ZM252 73L253 74H255V72H253L252 71ZM19 74V73H18ZM50 75H52L51 74V72L49 73ZM57 74V73H56ZM80 74V73H79ZM78 74V75H79ZM83 74V73H82ZM85 74H87V73H85ZM85 74H83V75H85ZM152 74V73H151ZM208 74V73H207ZM222 74V73H221ZM250 74V73H249ZM14 75H16V76H18L16 73L14 74ZM25 75V74H24ZM58 75V74H57ZM102 75V77H103V74H101ZM153 75V74H152ZM209 75V74H208ZM208 75H207V77H208ZM219 75V74H218ZM217 75V76H218ZM224 75V74H223ZM226 75H228V74H226ZM226 75H224V76H226ZM245 75V74H244ZM258 75H259V72H258ZM261 76H263L262 74H260ZM260 75H259V77H260ZM13 76V75H12ZM23 76V75H22ZM25 76H27V75H25ZM30 76V75H29ZM86 76V75H85ZM88 77H89V75H87ZM100 76V75H99ZM212 76V75H211ZM214 76V75H213ZM219 76H221V75H219ZM243 76V75H242ZM254 76V75H253ZM84 77V76H83ZM96 77V78H97ZM146 77H148V75L146 76ZM210 77V76H209ZM231 77V76H230ZM229 77V79H231ZM240 77V76H239ZM244 77V76H243ZM245 77L247 78V76L245 75ZM250 77V76H249ZM248 77V78H249ZM252 77V76H251ZM264 77V76H263ZM17 78H21L20 79V81H21V83L22 84H24L23 83V79H22V77H17ZM75 78V77H74ZM77 78V77H76ZM87 78V77H86ZM93 78V77H92ZM92 78H91V80H92ZM95 78V79H96ZM201 78H203V77H201ZM213 78V77H212ZM236 78V77H235ZM254 78V77H253ZM252 78V79H253ZM261 78V77H260ZM25 79H27V77L25 78ZM55 79H56V76H55ZM59 79V78H58ZM64 79V78H63ZM67 79V78H66ZM80 79H81V81H82V79L83 78H81L80 77ZM79 79V77L77 78V80H80ZM88 79V78H87ZM94 79V80H95ZM145 79V78H144ZM210 79H211V77H210ZM219 79V78H218ZM224 79V78H223ZM250 79V78H249ZM259 79V78H258ZM264 79V78H263ZM13 80H16V78L15 79H13ZM19 80V79H18ZM17 80V81H18ZM30 80V79H29ZM28 80V81H29ZM57 80V79H56ZM60 80V79H59ZM62 80V79H61ZM70 80V79H69ZM69 80H67V81H69ZM72 80H74L73 78H72ZM86 80V79H85ZM90 80V79H89ZM88 80V81H89ZM99 80H101V79H99ZM98 80V78H97V81H99ZM148 80V79H147ZM205 80H206V77H205ZM217 80V79H216ZM220 80V79H219ZM234 80V79H233ZM240 80V79H239ZM238 80V81H239ZM242 80V79H241ZM240 80V82H245L244 80H242L241 81ZM251 80V79H250ZM254 80H256L257 81V79H255L254 78ZM260 80H262V78L260 79ZM25 81V80H24ZM63 81H65V80H63ZM71 81V80H70ZM204 81V80H203ZM207 81V80H206ZM213 81H215V79H213ZM221 82H222V80H220ZM225 81V80H224ZM255 81V83L254 84H256L257 82ZM263 81V80H262ZM25 82H27V81H25ZM62 82V81H61ZM80 81H78V83H79ZM85 82H87V81H85ZM211 82H212V80H211ZM210 82V83H211ZM234 82V81H233ZM239 82V83H240ZM53 83V82H52ZM55 83V82H54ZM56 83H57V81H56ZM60 82H58L57 84L58 85H60L59 84ZM63 83V82H62ZM65 83L67 84V87H68V83L65 81ZM71 83V82H70ZM70 83H69V85H70ZM73 83V82H72ZM71 83V84H72ZM74 83H75V81H74ZM83 83V82H82ZM82 83H81V86H82ZM203 83V82H202ZM208 83H209V81H208ZM210 83H209V85H210ZM230 83V82H229ZM236 83V82H235ZM15 84V83H14ZM88 84V83H87ZM92 84V83H91ZM93 84H97V82L96 81H94L93 82ZM212 84H213V82H212ZM221 84V83H220ZM242 84V83H241ZM253 84V85H254ZM19 85V84H18ZM17 85V86H18ZM63 85V84H62ZM84 85V84H83ZM207 85V84H206ZM225 85H226V88H227V83H226V81H225ZM257 85H258V89H259V86H261L262 87V85H260V82H258L257 83ZM15 86H16V84H15ZM71 86H73V84L72 85H70V87ZM88 87H89V85H87ZM147 86V85H146ZM203 87L204 86V84L203 85H200L199 84V86H198V88L199 87ZM213 86V85H212ZM212 86H211V88H212ZM218 86V84L216 85V87ZM221 86H222V84H221ZM231 86V85H230ZM256 86V85H255ZM19 87V86H18ZM55 87V86H54ZM60 87V86H59ZM58 87V88H59ZM70 87H68V88H70ZM83 87V86H82ZM85 87V86H84ZM83 87V88H84ZM87 87V88H88ZM92 87L94 88V86H92L91 85V89H92ZM214 87V86H213ZM216 87H214V88H216ZM223 87V86H222ZM260 87V88H261ZM23 88V87H22ZM25 88V87H24ZM58 88H54L55 89V91H53V93L54 94H52V95H56V96H54V97H56L57 98V96L59 95H57V92H56V89H58ZM74 88V87H73ZM76 88V87H75ZM86 88V87H85ZM84 88V89H85ZM87 88H86V91H87ZM207 88H208V86H207ZM218 88V87H217ZM236 88H237V85H236ZM240 87H239V85H238V89H239ZM241 88H242V86H241ZM240 88V89H241ZM263 88V87H262ZM61 89H62V87H61ZM61 89H59L60 91H61ZM197 89V88H196ZM202 89L203 90H205L204 88H201V91H202ZM228 89H229V85H228ZM243 89V88H242ZM246 89H247V87H246ZM264 89V88H263ZM51 90H52V88H51ZM66 90H68V89H66ZM198 90V89H197ZM209 90H210V88H209ZM227 90V89H226ZM230 90V89H229ZM251 90L253 91V89L251 88ZM254 90H256V89H254ZM72 91H73V89H72ZM198 91H200V89L198 90ZM208 91V90H207ZM206 91V92H207ZM228 91V90H227ZM245 91V90H244ZM247 91H249L248 89H247ZM55 92H56V94H55ZM61 92H64V91H61ZM193 92H194V90H193ZM212 92V91H211ZM218 92H219V90H218ZM222 92H223V90H222ZM250 92V91H249ZM264 92V91H263ZM263 92H262V94H263ZM70 93V91H68V94ZM196 93H197V91H196ZM198 93H200V92H198ZM236 93V92H235ZM238 94H239V92H237ZM243 91H242V95H243ZM251 93V92H250ZM241 94V93H240ZM240 94H239V96H240ZM245 94V93H244ZM256 94H257V92H256ZM47 95H48V92H47ZM50 95V94H49ZM67 95V94H66ZM70 95H72V93H70ZM73 95H75L74 94V91H73ZM77 95V94H76ZM143 95V94H142ZM141 95V96H142ZM146 95V94H145ZM144 95V96H145ZM200 95V94H199ZM213 95H215V97H216V94H213ZM251 95V94H250ZM264 95V94H263ZM263 95H261V97H262V99H263ZM201 96V95H200ZM202 96H204V95H202ZM207 96V95H206ZM246 96V95H245ZM253 96H254V94H253ZM258 96V97H257ZM257 96H255V99L256 98H259L260 97V92H259V95H257ZM66 97V96H65ZM75 96H72V98H74ZM205 97V96H204ZM208 97L210 98L211 97V95H209V93H208ZM247 97V96H246ZM245 97V99L246 100H248L249 99V97L248 98H246ZM142 98V97H141ZM144 98V97H143ZM192 98H193V96H192ZM202 98V97H201ZM208 98V99H209ZM221 98V97H220ZM220 98L218 99L217 97L215 98V99H217V100H219V102L220 103H225L224 101L225 100H223V99H221L223 102H221L220 101ZM68 99V98H67ZM196 100H197V98H195ZM250 99H251V97H250ZM249 99V100H250ZM252 99H254V98H252ZM254 99V100H255ZM60 100V99H59ZM69 100H70V98H69ZM144 100V99H143ZM199 100V99H198ZM204 100V99H203ZM205 100H207L206 98H205ZM245 100V102L247 103V101ZM248 100V104L250 103V101ZM257 100V99H256ZM264 100V99H263ZM202 101V100H201ZM210 101V100H209ZM208 101V102H209ZM214 101V100H213ZM242 101H244V100H242ZM259 101V100H258ZM212 102V101H211ZM235 102H237V101H235ZM203 103V102H202ZM202 103H199L200 105L202 104ZM214 103V102H213ZM228 103H230V102H228ZM244 103V102H243ZM257 103V102H256ZM256 103H255V107H254V105L252 104V106L254 107V108H256V106L258 107V111H260L262 108H261V105H260V108H259V106L258 105H256ZM261 103V102H260ZM264 103V102H263ZM67 104V103H66ZM204 104H205V102H204ZM204 104H202V105H204ZM206 104H207V102H206ZM226 104V103H225ZM240 104V103H239ZM247 104V105H248ZM258 104V103H257ZM195 105H197V104H195ZM202 105L201 106H199V107H201V108H203L202 107ZM223 105V104H222ZM227 105V104H226ZM236 105V104H235ZM198 106V105H197ZM214 107V105H211V107ZM228 106V105H227ZM232 106V105H231ZM240 106H242L241 104H240ZM252 106L250 105V107L252 108ZM262 106H264V105H262ZM195 107V106H194ZM205 107H207V106H205L204 105V109H205ZM210 107V108H211ZM232 107H234V106H232ZM239 107V106H238ZM197 108V107H196ZM248 108V107H247ZM246 108V109H247ZM251 108H249L250 109V111L251 112H253L252 110H251ZM216 109H217V107H216ZM223 108H221V110H222ZM225 110L226 109H228V108H224ZM223 109V110H224ZM243 109V108H242ZM255 110V109H254ZM196 111H198V110H196ZM204 111V110H203ZM211 111V110H210ZM229 111V110H228ZM240 111H241V109H240ZM245 111H247V110H245ZM195 112V111H194ZM198 112H200V111H198ZM205 112V111H204ZM207 113H208V111H206ZM216 112V111H215ZM227 112V111H226ZM242 113H243V110L241 111ZM240 112V113H241ZM261 113L263 112L262 110L260 111ZM196 113V112H195ZM223 113V112H222ZM237 113V112H236ZM240 113H238V114H240ZM241 113V114H242ZM257 114H258V112H256ZM194 114V113H193ZM198 114V113H197ZM200 115H201V112L199 113ZM213 114V113H212ZM216 114H217V112H216ZM225 114H227V113H225ZM231 114H232V112H231ZM230 114V112H229V116H227L228 117V120H229V117H231L232 115ZM244 114H245V112H244ZM249 115H251V113H248ZM256 114V115H257ZM192 115V114H191ZM195 115V114H194ZM194 115H192L193 117H194ZM200 115H198V116H200ZM214 115V114H213ZM235 115V114H234ZM243 115V114H242ZM255 114H254V116H256ZM203 116V115H202ZM202 116H200V117H202ZM205 116V115H204ZM207 116V115H206ZM205 116V117H206ZM220 116V115H219ZM236 116V115H235ZM235 116H233V118H235ZM192 117V118H193ZM208 117V116H207ZM210 117H212V115H210ZM237 117V116H236ZM257 117H258V115H257ZM196 118L197 117H195V123H196V125H197V120H196ZM213 118V117H212ZM212 118H211V120H212ZM215 118V117H214ZM240 118V117H239ZM199 119V118H198ZM208 119V118H207ZM206 119V120H207ZM237 119V118H236ZM263 119V118H262ZM206 120H205V122H206ZM210 120V121H211ZM227 120V122L229 123V121ZM204 121V120H203ZM189 122V121H188ZM187 122V123H188ZM219 122V121H218ZM231 123H232V120L230 121ZM245 122H247V121H245ZM244 122V125L245 124H247V123H245ZM249 122V121H248ZM250 122H253L252 123V125H251V127L250 128H252V127H255L256 128V130L259 128V129H261V127H263L264 126V121H263V123H259L260 121H259V117H258V122H256V119H253V120H250ZM187 123H185V124H187ZM192 123H193V120H192ZM225 124L226 122H224V120L222 121V124ZM230 123V124H231ZM234 123V122H233ZM237 123V122H236ZM241 123H243V122H241ZM241 123L239 124V125H241ZM188 124H190V123H188ZM186 125L187 127H186V129L188 128V126H189V129H190V125ZM204 124V126H206L205 125V123H203ZM202 124V125H203ZM217 124L218 123H216V126H217ZM229 124V125H230ZM182 125V124H181ZM180 124L178 125L179 127L181 126ZM215 125V124H214ZM233 125H235V124H233ZM248 125V124H247ZM198 126V125H197ZM210 126V125H209ZM211 126H212V124H211ZM221 126V125H220ZM219 126V127H220ZM237 127H238V125H236ZM246 126V125H245ZM244 126V127H245ZM178 127V128H179ZM199 127V126H198ZM207 127H208V124H207ZM214 128H215V130H216V127L215 126H213ZM228 127V126H227ZM240 127V126H239ZM195 128V126H193V129ZM210 128H212V127H210ZM217 128H218V126H217ZM242 128V130H243V126L241 127ZM248 128V127H247ZM264 128V127H263ZM180 129V128H179ZM184 129V128H183ZM192 129V130H193ZM195 129H197L198 130V128H195ZM200 129H201V127H200ZM202 129L203 130H205L204 129V127H202ZM207 129V131H208V129L209 128H206ZM220 129V128H219ZM221 129H223L222 127H221ZM220 129V130H221ZM225 129V128H224ZM223 129V130H224ZM226 129H228V128H226ZM231 129V127L229 128V130ZM212 130H213V128H212ZM218 130V129H217ZM216 130V131H217ZM239 130V129H238ZM237 129H236V131H238ZM242 130H240L241 131V133H242ZM247 130H250L249 128L247 129ZM254 129H252V134L251 135H253L252 137H256V134H257V132L254 134V131H253ZM262 130V129H261ZM260 130V131H261ZM184 131V130H183ZM186 131V130H185ZM187 131H189L188 129H187ZM194 132H195V130H193ZM191 132V131H190ZM197 132V131H196ZM204 132V131H203ZM201 133L202 134V136L203 135H205V133ZM209 132H211V130L209 129ZM218 132V131H217ZM216 132V133H217ZM224 132H227V131H225L224 130ZM233 131H231V133H232ZM244 132H245V130H244ZM243 132V133H244ZM251 131H249V133H250ZM207 133V132H206ZM230 133V134H231ZM262 133H264V132H262ZM261 133V138H263L264 139V137L262 136L263 134ZM213 134H214V131H213ZM218 135H219V133H217ZM222 134V133H221ZM226 134H228V133H226ZM234 134V133H233ZM240 134V133H239ZM259 134H260V132H259ZM216 135V134H215ZM222 135H224V136H226L224 133L222 134ZM250 135V136H251ZM208 136V135H207ZM221 136V135H220ZM241 136L243 137V135L241 134ZM245 136H246V133H245ZM232 137V136H231ZM234 137V136H233ZM235 137H237L236 135H235ZM240 137V136H239ZM213 138V141H214V137H212ZM217 138H219L218 136H217ZM216 138V139H217ZM221 139V141H223L222 139H223V137L221 136L220 137ZM215 139V140H216ZM227 139V138H226ZM230 139V138H229ZM240 140H241V137L239 138ZM250 139H251V137L248 139L249 141H250ZM253 139V138H252ZM201 140L203 141V139L201 138ZM212 140V139H211ZM220 140H218V141H220ZM228 140V139H227ZM231 141H232V139H230ZM242 140H243V138H242ZM242 140H241V142H242ZM245 140H246V137H245ZM255 140V139H254ZM253 140V141H254ZM258 140L260 141H262V139H259L258 138ZM212 141V142H213ZM217 141V140H216ZM220 141V143L222 144L223 142H221ZM226 141V140H225ZM257 141V140H256ZM227 142V141H226ZM230 142V141H229ZM233 142V141H232ZM244 142H246V141H244ZM252 142V141H251ZM255 142V141H254ZM263 142V141H262ZM203 143V142H202ZM208 143V142H207ZM210 143V142H209ZM208 143V144H209ZM216 143V142H215ZM215 143H213L214 145H215ZM228 143V142H227ZM239 143V142H238ZM255 143H257V142H255ZM260 143V145L262 144L261 142H259ZM216 144H218V143H216ZM251 144H254V143H251ZM204 145L206 146V148H207V150H209V147L204 143ZM204 145H202L203 147H204V149L206 150V148H205V146ZM219 145V144H218ZM256 145H258V144H256ZM262 145H264V144H262ZM261 145V146H262ZM211 146L213 147V145L211 144ZM216 146V145H215ZM201 147V146H200ZM218 147H220V146H218ZM244 147H245V144H244ZM247 147V146H246ZM248 147H252L251 145L250 146H248ZM247 147V148H248ZM217 148V147H216ZM221 148V147H220ZM246 148V149H247ZM201 149H202V147H201ZM204 149H202V152H204ZM257 149V148H256ZM255 147H254V152H255ZM264 149V148H263ZM206 150V151H207ZM211 150V149H210ZM258 150V149H257ZM199 151H200V149H199ZM213 151V150H212ZM217 151H219L218 150V148H217ZM250 151L252 152L253 150L252 149H250ZM211 152V151H210ZM258 153H259V150L257 151ZM256 152V156H258V153ZM246 153H247V150H246ZM250 152L248 151V154H249ZM205 154V153H204ZM214 154H215V151H214ZM216 154H217V152H216ZM254 155V153L252 152L251 153V155ZM213 155V154H212ZM252 155V156H253ZM262 155V154H261ZM204 156V155H203ZM206 156V155H205ZM204 156V157H205ZM209 156V155H208ZM218 156V155H217ZM201 157H202V155H201ZM207 157V156H206ZM260 156H258V158H259ZM213 158H215V156L213 157ZM257 158V157H256ZM249 159V158H248ZM254 159V158H253ZM216 160H217V157H216ZM252 160V159H251ZM262 160L263 159H261V162H262ZM253 161H255V160H253ZM258 161H260V160H257L256 162H258ZM208 162H209V159H208ZM218 162V161H217ZM212 163V165H214L213 164V162H211ZM211 163H208L207 165H211ZM215 163V162H214ZM261 164V163H260ZM263 165H264V163H262ZM205 165V164H204ZM218 166V165H217ZM221 166V165H220ZM214 167V166H213ZM216 171V170H215ZM211 172H212V170H211ZM213 172H214V170H213ZM213 174V173H212ZM232 182V181H231ZM224 183V182H223ZM217 184H219V183H217ZM220 184H222V183H220ZM225 184V183H224ZM231 184V183H230ZM232 184H233V182H232ZM214 186V185H213ZM225 186H226V184H225ZM227 186H228V184H227ZM227 186H226V188H227ZM234 186H235V183H234ZM215 187V186H214ZM213 187V188H214ZM229 187V186H228ZM231 187V186H230ZM229 187V188H230ZM260 187H261V185H260ZM234 187L232 186V189H233ZM219 189H220V186H219ZM218 189V190H219ZM225 188H224V185H223V189H221L220 191L221 192H223L222 190H224ZM262 189H264V188H262ZM261 189V190H262ZM226 190V189H225ZM224 190V191H225ZM227 191V190H226ZM225 191V192H226ZM226 206H223L222 208L224 209ZM226 210V209H225Z\"/></svg>",
    "mask_w": 264,
    "mask_h": 264
}]
</instances>
